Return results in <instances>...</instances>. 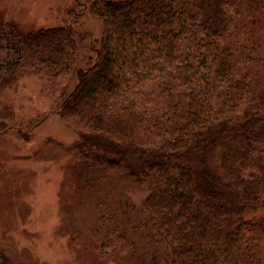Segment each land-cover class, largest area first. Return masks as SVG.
I'll return each mask as SVG.
<instances>
[{
	"label": "trees",
	"instance_id": "obj_1",
	"mask_svg": "<svg viewBox=\"0 0 264 264\" xmlns=\"http://www.w3.org/2000/svg\"><path fill=\"white\" fill-rule=\"evenodd\" d=\"M91 5L104 29L85 71L72 26L25 33L0 13V78L31 72L63 94L79 180L122 169L145 190L134 217L99 204L104 246L125 232L143 244L109 255L264 264V0Z\"/></svg>",
	"mask_w": 264,
	"mask_h": 264
},
{
	"label": "rangeland",
	"instance_id": "obj_2",
	"mask_svg": "<svg viewBox=\"0 0 264 264\" xmlns=\"http://www.w3.org/2000/svg\"><path fill=\"white\" fill-rule=\"evenodd\" d=\"M93 1L0 0V13L25 33L72 26L78 68L85 71L104 29ZM52 87L31 72L0 78V264H141L135 246L109 255L128 239L142 250L140 234L111 237L107 247L96 231L100 203L130 209L134 217L145 190L122 169L79 180L80 156L72 150L77 133L56 114L63 94Z\"/></svg>",
	"mask_w": 264,
	"mask_h": 264
}]
</instances>
